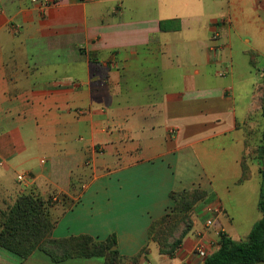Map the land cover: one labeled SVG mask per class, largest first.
Segmentation results:
<instances>
[{"label": "crops", "instance_id": "1", "mask_svg": "<svg viewBox=\"0 0 264 264\" xmlns=\"http://www.w3.org/2000/svg\"><path fill=\"white\" fill-rule=\"evenodd\" d=\"M263 90L264 0H0V216L54 195V238L115 235L125 258L148 245L139 264H203L199 245L262 217L260 165L244 177L243 163ZM194 189L193 228L162 255L150 226ZM0 264L21 263L0 248Z\"/></svg>", "mask_w": 264, "mask_h": 264}, {"label": "trees", "instance_id": "2", "mask_svg": "<svg viewBox=\"0 0 264 264\" xmlns=\"http://www.w3.org/2000/svg\"><path fill=\"white\" fill-rule=\"evenodd\" d=\"M259 123L264 135V99L261 102ZM247 142V147L250 145ZM257 161L260 164L261 196L259 209L261 219L248 236L236 241L221 233L218 249L210 253L203 264H258L264 262V141L257 146ZM253 161L252 158L250 160ZM249 161V162H250ZM247 160L243 163L244 177L249 175ZM250 162V163H251ZM255 162V161H254ZM252 162V163H254ZM54 195L42 197L35 194L20 196L16 203L0 216V248L13 255L22 264L33 253L40 250L53 262L62 263L72 258L103 257L105 264H139L148 254V245L136 256L122 257L115 235L105 241H98L90 235L70 236L63 239L53 237L57 226L54 215ZM170 198L174 207L161 219L154 221L149 229V241L156 242L162 255L172 257L193 228V214L207 193L200 189L172 192ZM179 234V235H177Z\"/></svg>", "mask_w": 264, "mask_h": 264}, {"label": "rangeland", "instance_id": "3", "mask_svg": "<svg viewBox=\"0 0 264 264\" xmlns=\"http://www.w3.org/2000/svg\"><path fill=\"white\" fill-rule=\"evenodd\" d=\"M262 95L263 96L261 97V102L264 99V90L262 91ZM260 116H261V110H260L259 115H255L253 117V119L251 120V124H249L248 128L246 129L247 140L251 142L249 145V154L247 157V162H249V160H251V158L253 160L252 162H254V161H255V163L258 162L256 160L258 157L257 153H256L257 146L260 143H262V140L264 141L263 128H262V125L259 123ZM252 162H251V164H253ZM258 164H259V162H258ZM177 235H179V234H177Z\"/></svg>", "mask_w": 264, "mask_h": 264}, {"label": "built area", "instance_id": "4", "mask_svg": "<svg viewBox=\"0 0 264 264\" xmlns=\"http://www.w3.org/2000/svg\"><path fill=\"white\" fill-rule=\"evenodd\" d=\"M33 1H34V2H38V0H33ZM46 4H47V3L44 2V6H46ZM42 163L44 164V163H46V161L43 160ZM18 180H19L20 182H25V181L27 180V176H26V174H24V173L20 174V175L18 176ZM57 200H58V197L55 196V197H54V201H57ZM209 211H210L211 213H214V212L217 213V212H219L218 209H214V208H210ZM213 223H214V220H213V219H210V220L207 221V226H212ZM197 252H198L199 256H200L203 260H205V259L209 256V254H210V253L207 252L206 248H205L203 245H199V246H198V248H197Z\"/></svg>", "mask_w": 264, "mask_h": 264}, {"label": "water", "instance_id": "5", "mask_svg": "<svg viewBox=\"0 0 264 264\" xmlns=\"http://www.w3.org/2000/svg\"><path fill=\"white\" fill-rule=\"evenodd\" d=\"M115 249V248H114Z\"/></svg>", "mask_w": 264, "mask_h": 264}]
</instances>
